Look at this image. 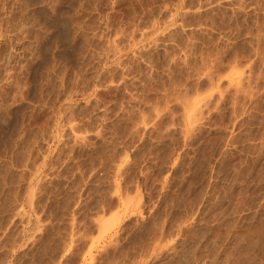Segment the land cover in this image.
<instances>
[{
    "label": "rangeland",
    "instance_id": "obj_1",
    "mask_svg": "<svg viewBox=\"0 0 264 264\" xmlns=\"http://www.w3.org/2000/svg\"><path fill=\"white\" fill-rule=\"evenodd\" d=\"M0 264H264V0H0Z\"/></svg>",
    "mask_w": 264,
    "mask_h": 264
},
{
    "label": "bare ground",
    "instance_id": "obj_2",
    "mask_svg": "<svg viewBox=\"0 0 264 264\" xmlns=\"http://www.w3.org/2000/svg\"><path fill=\"white\" fill-rule=\"evenodd\" d=\"M57 22H58V21H57ZM70 22H71V21H70ZM53 23H54V22H53ZM55 23H56V21H55ZM58 23H59V22H58ZM49 24H50V23H49ZM57 25H59V24H57ZM62 25H63V24H62ZM62 25H61V26H62ZM59 26H60V25H59ZM61 26H60V27H61ZM57 29H58V28H57ZM47 32H48V31H47ZM73 35H74V34H73ZM68 38H69V37H68ZM64 42H65V41H64ZM32 69H33V68H32ZM32 72H33V71H32Z\"/></svg>",
    "mask_w": 264,
    "mask_h": 264
}]
</instances>
